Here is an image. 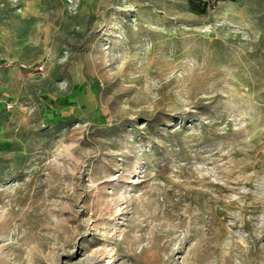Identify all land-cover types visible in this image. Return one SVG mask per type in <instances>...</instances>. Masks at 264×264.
<instances>
[{"label":"rangeland","instance_id":"rangeland-1","mask_svg":"<svg viewBox=\"0 0 264 264\" xmlns=\"http://www.w3.org/2000/svg\"><path fill=\"white\" fill-rule=\"evenodd\" d=\"M192 1L0 0V264H264V0Z\"/></svg>","mask_w":264,"mask_h":264},{"label":"built area","instance_id":"built-area-1","mask_svg":"<svg viewBox=\"0 0 264 264\" xmlns=\"http://www.w3.org/2000/svg\"><path fill=\"white\" fill-rule=\"evenodd\" d=\"M204 4H207V5H213L215 3H217L219 0H198ZM19 67L22 69V70H25L26 72L29 73H34V72H42L43 71V65H40V66H37V67H34V68H29L27 67L26 65H23V64H20ZM4 108L6 109H11V105L10 104H6L4 105Z\"/></svg>","mask_w":264,"mask_h":264},{"label":"crops","instance_id":"crops-1","mask_svg":"<svg viewBox=\"0 0 264 264\" xmlns=\"http://www.w3.org/2000/svg\"><path fill=\"white\" fill-rule=\"evenodd\" d=\"M9 55V59H12V60H21V58H20V55H18V54H14V53H9L8 54ZM26 61V60H25ZM33 60H31V61H27V62H32ZM8 64H11V63H8ZM12 65V64H11ZM27 66V65H26ZM27 67H29V68H34V65H32V66H27ZM36 67V66H35ZM25 73H26V75L27 76H30V75H32L33 73H29L28 74V72H26V71H24ZM69 105H70V107H71V103H69ZM83 106V109L85 108L84 107V105H82Z\"/></svg>","mask_w":264,"mask_h":264},{"label":"trees","instance_id":"trees-1","mask_svg":"<svg viewBox=\"0 0 264 264\" xmlns=\"http://www.w3.org/2000/svg\"><path fill=\"white\" fill-rule=\"evenodd\" d=\"M188 5L191 11L196 12V13H203V9H199L197 5L194 4L192 0H188Z\"/></svg>","mask_w":264,"mask_h":264}]
</instances>
